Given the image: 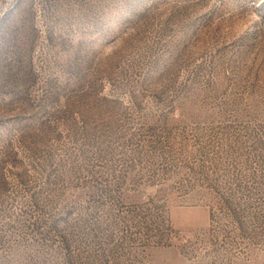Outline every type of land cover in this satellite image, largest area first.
<instances>
[{
  "label": "rangeland",
  "instance_id": "374dc122",
  "mask_svg": "<svg viewBox=\"0 0 264 264\" xmlns=\"http://www.w3.org/2000/svg\"><path fill=\"white\" fill-rule=\"evenodd\" d=\"M0 264H264V0H0Z\"/></svg>",
  "mask_w": 264,
  "mask_h": 264
}]
</instances>
